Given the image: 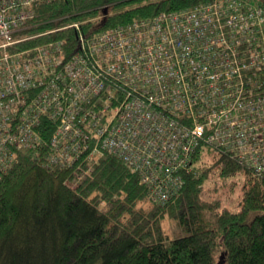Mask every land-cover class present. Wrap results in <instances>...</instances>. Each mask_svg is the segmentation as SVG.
<instances>
[{
    "label": "built area",
    "instance_id": "1",
    "mask_svg": "<svg viewBox=\"0 0 264 264\" xmlns=\"http://www.w3.org/2000/svg\"><path fill=\"white\" fill-rule=\"evenodd\" d=\"M0 0V179L20 153L48 166L112 154L168 203L200 148L264 176V5L215 0L88 34L39 29V7ZM45 22V23H44Z\"/></svg>",
    "mask_w": 264,
    "mask_h": 264
},
{
    "label": "trees",
    "instance_id": "2",
    "mask_svg": "<svg viewBox=\"0 0 264 264\" xmlns=\"http://www.w3.org/2000/svg\"><path fill=\"white\" fill-rule=\"evenodd\" d=\"M207 1L215 0H58L39 7L46 22L39 29L60 28L40 42L67 38L76 46L78 29L63 27L79 23L93 35ZM196 161L185 187L159 204L112 154L48 166L21 152L0 179V264H264V176L209 145ZM241 175L238 208L206 199L209 182ZM167 216L178 223L173 237Z\"/></svg>",
    "mask_w": 264,
    "mask_h": 264
},
{
    "label": "rangeland",
    "instance_id": "3",
    "mask_svg": "<svg viewBox=\"0 0 264 264\" xmlns=\"http://www.w3.org/2000/svg\"><path fill=\"white\" fill-rule=\"evenodd\" d=\"M244 181L245 178L243 175H241V177L227 181L220 180V182H215L212 180L206 187V199L211 201L220 199V201H222L223 207L236 209L239 207V203L243 197ZM148 204L149 202H145L142 203L141 206L144 205V207H147ZM164 228L172 237L179 232L177 221L171 219L169 216H167L164 220Z\"/></svg>",
    "mask_w": 264,
    "mask_h": 264
},
{
    "label": "bare ground",
    "instance_id": "4",
    "mask_svg": "<svg viewBox=\"0 0 264 264\" xmlns=\"http://www.w3.org/2000/svg\"><path fill=\"white\" fill-rule=\"evenodd\" d=\"M23 153V152H22ZM30 156V155H29ZM55 165V164H54ZM57 165V164H56ZM52 166V165H51ZM60 166H61V164H60ZM67 166V165H66ZM70 167V166H69ZM53 168H55V167H53Z\"/></svg>",
    "mask_w": 264,
    "mask_h": 264
}]
</instances>
